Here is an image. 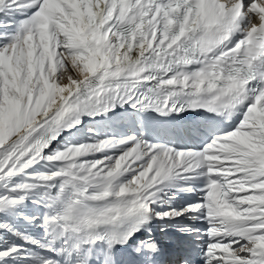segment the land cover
Instances as JSON below:
<instances>
[{
  "label": "snow or ice",
  "instance_id": "snow-or-ice-1",
  "mask_svg": "<svg viewBox=\"0 0 264 264\" xmlns=\"http://www.w3.org/2000/svg\"><path fill=\"white\" fill-rule=\"evenodd\" d=\"M0 264H264V0H0Z\"/></svg>",
  "mask_w": 264,
  "mask_h": 264
}]
</instances>
